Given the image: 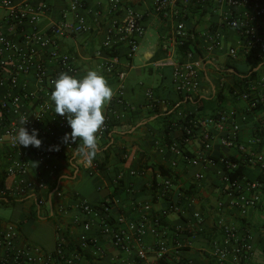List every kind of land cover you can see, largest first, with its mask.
Wrapping results in <instances>:
<instances>
[{"label":"crops","instance_id":"crops-1","mask_svg":"<svg viewBox=\"0 0 264 264\" xmlns=\"http://www.w3.org/2000/svg\"><path fill=\"white\" fill-rule=\"evenodd\" d=\"M50 3L53 11L48 16L58 17V11L66 8L69 0H50ZM152 6V0H144L138 7L145 13L146 33L137 55L130 60L131 67L127 68L125 97L138 108L127 111L121 121L115 122L108 133L98 139L99 152L92 161L99 165V171L90 174L76 148L71 150L68 143L62 142L66 133H61L63 153L46 161H39L34 157V146L21 145L18 153H21L30 167L27 178L37 187L22 197L10 194L4 196V192L13 189L18 178L6 174V169L13 163L9 156L12 150L7 145L0 147V199L5 200L0 205L13 208L11 215L0 218V221L19 227L20 245L39 247L45 253H53L59 241H64L71 253L79 254L78 264H142L135 253L117 249L111 238L102 233L98 220L86 215L78 207L81 201L97 206L110 199L112 215L115 220H123V227L139 222L144 215L149 217L143 240L147 245L166 241L169 251L165 255L164 264H210L205 250L216 236L220 218L235 225L241 232L249 231L256 237L257 245L264 247V208L253 210L244 218L228 205L222 211L218 209L220 191L224 186L223 167L219 162L215 165L203 161L198 165L190 163V158L202 155L201 137L195 135L189 141H184L183 127L179 120V112L204 118L223 110L239 123L241 142L247 145L249 151L264 154V107L251 110L241 98L244 91H249L254 96L264 95V67H255L257 75L248 78V82L243 75L237 76L231 68L237 66L241 71L247 72L256 63L264 64V58L246 57L242 54L236 59L231 58L226 49L235 45L236 35L228 31L219 48L209 49L201 40L198 55L203 58L204 64L200 74V93L186 97L174 88L173 62L181 57L178 54L172 60L169 59V54L163 47L165 38L173 29V21H161ZM86 14L92 29L62 39L60 50L74 58L80 68L81 78L88 70H96L106 78L115 92L116 72L107 70L104 52L97 54L102 50L107 27L113 19L107 11V0H89ZM48 21L49 19L42 18L40 25H45ZM121 50L124 52L127 47L124 46ZM122 56V61L126 63L124 55ZM223 57H226L224 61ZM43 60L51 71H59L48 57H43ZM20 87L37 92L39 87L35 74H20L15 91ZM148 89L153 90L156 99L166 100L171 104L168 113L163 112L162 107H149L146 94ZM7 90L8 88L0 87V101ZM111 107L112 100L104 108L105 118H113ZM114 109L122 110L118 106ZM1 112L0 110V130ZM173 121L178 124L170 127ZM37 138L42 141L41 147L47 144V137L38 134ZM174 141L180 144L181 155H175L164 147L165 142ZM80 143L78 140L77 145ZM230 152L221 147L215 138L212 149L204 152V155L219 158ZM13 153L17 155V152ZM104 161L106 162L101 169L100 163ZM174 161L176 165H173ZM197 172H202L204 178L196 179ZM244 173L255 178L258 170L244 166ZM120 176L122 179H119ZM165 176L172 178L173 187L169 196L164 199L158 197V185ZM42 182L44 187H38ZM38 199H42L44 203L39 205ZM146 204L151 205L149 212L144 210ZM197 213L199 217L196 216ZM154 217L162 220V226L156 234L151 232ZM88 221L92 226L86 231L84 224ZM83 235L90 239L86 245L81 242Z\"/></svg>","mask_w":264,"mask_h":264},{"label":"built area","instance_id":"built-area-1","mask_svg":"<svg viewBox=\"0 0 264 264\" xmlns=\"http://www.w3.org/2000/svg\"><path fill=\"white\" fill-rule=\"evenodd\" d=\"M89 0H69L66 8L58 11V17L48 16L53 11L50 0H0V87L8 88L0 101L1 122L0 147L9 146L12 150L9 156L13 163L6 169V174L17 177L13 189L4 192L15 197L25 196L35 190L37 185L27 178L30 167L26 159L18 153L21 145L15 140L16 130L20 127V118L28 119L24 125L31 134L36 129L38 134L47 137V144L34 149V157L39 161L51 159L54 155L62 154L60 143L61 133H71L66 117L55 113L54 102L50 93L54 90L52 81L60 73L80 77V68L74 58L60 50V43L66 37H73L92 29L86 14ZM144 0H107V11L113 17L107 27L102 43L100 55L106 54L105 66L108 71L116 72L117 88L112 98L110 109L113 118L106 117L102 130L97 134L101 139L121 121L127 111H134L138 107L125 97V87L128 79L127 68L131 67L132 60L138 53L140 42L145 36V13L139 10ZM152 9L161 21H173V29L165 38L163 47L173 59L178 54L180 59L173 62L174 88L186 96L198 95L201 89L200 74L204 64L203 58L198 55L200 41L209 49L219 48L224 40L225 32L236 35V43L229 48V55L236 59L239 54L246 57L264 58V0H152ZM100 14V13H97ZM47 18L45 25L40 20ZM127 50L122 52V47ZM183 49V51H182ZM122 55L126 63L122 61ZM48 57L51 63L59 68L58 72L49 69L43 57ZM33 72L37 79L38 91L31 92L18 87L19 75ZM248 82V78L245 79ZM149 107H162L168 113L171 104L166 100L156 99L153 90H147ZM241 98L248 103L251 110L264 107V95L254 96L249 91L241 93ZM121 107L116 110L114 107ZM179 120L183 127L184 141L199 135L202 141V155L190 158L192 165L202 161L210 164H219L223 167L224 186L221 188V198L217 207L222 211L225 206L247 217L255 209L264 208V154L249 151L247 145L241 142L238 122H235L223 110L204 118L191 117L179 112ZM10 117H12L10 119ZM173 121L170 127L176 126ZM264 131V123L262 124ZM217 138L221 147L231 151L219 158L209 157L204 152L210 151L214 139ZM78 141V140H77ZM59 145V151L54 146ZM77 142L67 144L74 150ZM164 147L175 155H181L178 142H165ZM13 152H17V155ZM235 153V154H234ZM235 159V160H234ZM238 160V161H237ZM0 158V165H1ZM84 167L90 174L99 171V165L93 161H83ZM176 165V162H173ZM240 165L258 170L255 178L248 177L244 171L231 177ZM55 168V167H54ZM134 173V172H133ZM231 173V174H230ZM196 179H203L202 172L195 174ZM122 179V176L119 177ZM38 187H44V183ZM173 180L165 176L158 185V197L167 198L172 190ZM62 195V193H59ZM44 201L38 199V204ZM78 207L89 216L97 219L103 234L109 236L114 246L126 253H135L142 264H164L165 255L169 248L166 241L161 240L153 245L144 243L146 222L144 215L139 222H132L122 226V219L115 220L112 215L110 199L104 200L97 206L87 201L78 203ZM149 212L151 205H144ZM199 217V214H196ZM151 229L153 234L159 233L162 226L160 217H154ZM92 223L84 224L89 231ZM216 236L205 254L210 264H264V247L257 245L256 237L247 232H241L220 218L217 223ZM19 227L13 223L0 221V264H78L79 254L71 253L64 241H59L56 251L45 253L39 247L20 245ZM89 237L83 235L81 242L88 244Z\"/></svg>","mask_w":264,"mask_h":264},{"label":"clouds","instance_id":"clouds-1","mask_svg":"<svg viewBox=\"0 0 264 264\" xmlns=\"http://www.w3.org/2000/svg\"><path fill=\"white\" fill-rule=\"evenodd\" d=\"M264 67V64L257 68ZM54 90L50 99L54 102L55 113L66 117L71 133H66L62 142L81 141L77 145V154L91 163L99 152L97 134L105 124L104 108L113 98L114 91L108 85L106 78L96 70H88L82 78H76L68 73H60L52 81ZM20 127L16 130L15 140L24 147H41L42 141L37 138L38 132L33 129L31 134L24 127L28 119L20 118ZM59 151V145L54 146ZM36 167V164H34Z\"/></svg>","mask_w":264,"mask_h":264},{"label":"trees","instance_id":"trees-1","mask_svg":"<svg viewBox=\"0 0 264 264\" xmlns=\"http://www.w3.org/2000/svg\"><path fill=\"white\" fill-rule=\"evenodd\" d=\"M183 51V49H182ZM257 63L254 64L250 69L249 71H241L240 69L237 68V66H232L231 68L234 69V72L237 74V76H244L243 78L244 79H247V78H251V77H255L257 75V73L254 71V68L257 67ZM235 160V159H234ZM238 161V160H237ZM106 161H104L103 163H100V168L102 169L104 164H105ZM163 172H166V170L163 169V167H161ZM244 171V166L243 165H240V167L237 169V171L235 173H230L231 174V177H235L237 174H241L242 175V172ZM10 200V199H9ZM0 203H5V200L2 198L0 199Z\"/></svg>","mask_w":264,"mask_h":264},{"label":"rangeland","instance_id":"rangeland-1","mask_svg":"<svg viewBox=\"0 0 264 264\" xmlns=\"http://www.w3.org/2000/svg\"><path fill=\"white\" fill-rule=\"evenodd\" d=\"M145 48V47H142ZM227 54L229 53V48L226 49ZM226 57L222 58V61H224ZM13 208L12 207H6L0 205V218H7L11 215Z\"/></svg>","mask_w":264,"mask_h":264}]
</instances>
